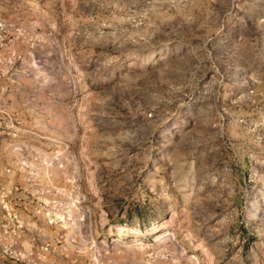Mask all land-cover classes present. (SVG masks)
I'll return each mask as SVG.
<instances>
[{
    "label": "rangeland",
    "instance_id": "374dc122",
    "mask_svg": "<svg viewBox=\"0 0 264 264\" xmlns=\"http://www.w3.org/2000/svg\"><path fill=\"white\" fill-rule=\"evenodd\" d=\"M0 264H264V0H0Z\"/></svg>",
    "mask_w": 264,
    "mask_h": 264
},
{
    "label": "bare ground",
    "instance_id": "6f19581e",
    "mask_svg": "<svg viewBox=\"0 0 264 264\" xmlns=\"http://www.w3.org/2000/svg\"><path fill=\"white\" fill-rule=\"evenodd\" d=\"M77 224L79 223V221L76 222ZM124 227V226H123Z\"/></svg>",
    "mask_w": 264,
    "mask_h": 264
}]
</instances>
